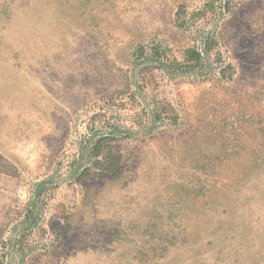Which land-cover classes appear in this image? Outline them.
Returning <instances> with one entry per match:
<instances>
[{
  "label": "rangeland",
  "instance_id": "rangeland-1",
  "mask_svg": "<svg viewBox=\"0 0 264 264\" xmlns=\"http://www.w3.org/2000/svg\"><path fill=\"white\" fill-rule=\"evenodd\" d=\"M0 264H264V0H0Z\"/></svg>",
  "mask_w": 264,
  "mask_h": 264
},
{
  "label": "trees",
  "instance_id": "trees-1",
  "mask_svg": "<svg viewBox=\"0 0 264 264\" xmlns=\"http://www.w3.org/2000/svg\"><path fill=\"white\" fill-rule=\"evenodd\" d=\"M190 57L191 59L197 64L201 61L202 55L200 52H196L193 50H190ZM239 126L236 127L238 129ZM99 136H95L93 138V141H91L89 152L92 158V160H89V164H87L82 171L78 174V179L80 178H86L92 174H105V175H116L119 172L121 160H122V154L121 152L110 143L111 138L109 136H104L103 133H98ZM102 134V135H101ZM240 136L236 133L231 134V137H226L223 134L218 135L215 144L219 147L217 148L215 155L213 158H218L222 154V151L228 150L227 147L231 146L229 150V153H234L236 156H239L238 152H235L232 150H235L236 148L241 151L244 150L243 146H238L237 144L234 146L232 143H235L239 140ZM198 168H200V171L202 173H208L211 174L210 171L212 170V166L209 163V161H202ZM200 192V191H198Z\"/></svg>",
  "mask_w": 264,
  "mask_h": 264
}]
</instances>
